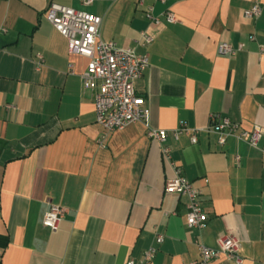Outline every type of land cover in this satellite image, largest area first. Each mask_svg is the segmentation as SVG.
<instances>
[{
	"label": "crops",
	"instance_id": "0c3cea01",
	"mask_svg": "<svg viewBox=\"0 0 264 264\" xmlns=\"http://www.w3.org/2000/svg\"><path fill=\"white\" fill-rule=\"evenodd\" d=\"M254 1L256 19L244 15ZM50 2L99 15L103 40L147 55L134 89L150 125L168 131L164 144L132 123L99 145L86 59L46 19ZM144 30L148 44L138 41ZM221 42L239 49L221 55ZM212 113L259 127L264 142V0H0V264H124L151 246L147 264H187L199 243L216 247L225 235L238 239L240 264H264V152L205 131L196 143L170 135L180 121L204 129ZM174 167L201 192V228L186 225L185 198L164 191ZM51 204L66 208L56 230L42 224Z\"/></svg>",
	"mask_w": 264,
	"mask_h": 264
},
{
	"label": "built area",
	"instance_id": "2783aa9c",
	"mask_svg": "<svg viewBox=\"0 0 264 264\" xmlns=\"http://www.w3.org/2000/svg\"><path fill=\"white\" fill-rule=\"evenodd\" d=\"M141 1V0H139ZM161 3L166 0H158ZM82 6H87L93 0H79ZM261 14V5L254 1L244 10L248 18H258ZM145 18L154 25L161 22L159 15L153 13L151 7L144 10ZM168 23H175L177 18L170 10L162 14ZM46 19L66 39L69 54L82 56L86 59L84 70L80 77L85 89L93 91L95 122L100 126L101 133L98 143L105 146V138L110 132L121 130L132 123H142L148 138L164 144L169 137L168 131L150 125V109L145 105L144 98L134 89V81L139 78L148 66V57L138 54L133 48L118 47L112 40H103L100 37L101 17L83 9L73 8L56 2H50L45 11ZM153 37L147 31L139 32L138 41L142 44L152 42ZM239 47H233L227 42L218 44L217 52L221 55H233ZM263 50V47H260ZM36 68H39L42 56L37 55ZM69 73H72V64L68 65ZM200 131L215 133L217 143L223 145L228 138L258 148L264 152V142H261V130L259 127L245 128L239 122L230 119L221 113H212L204 129L189 127L185 121L170 131V135L177 140L181 135H187L191 143H196ZM163 157L170 160V148L161 147ZM238 159V156H236ZM164 191L185 198L186 225L189 228H201L204 226L207 216L202 211L199 201L200 190L178 168L174 167V174L164 183ZM66 213V208L51 204L45 212L42 224L50 230H56ZM163 241L162 234H156L155 242ZM240 244L237 238L225 235L218 239L216 247L198 244L199 255L187 264H211L220 256L240 264L243 261L239 252ZM156 246L144 251L140 259H128L124 264H147L156 253Z\"/></svg>",
	"mask_w": 264,
	"mask_h": 264
}]
</instances>
